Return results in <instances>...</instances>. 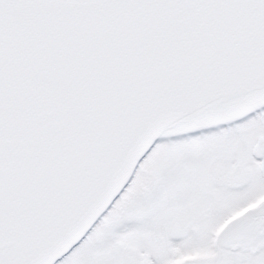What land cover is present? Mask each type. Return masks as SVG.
I'll use <instances>...</instances> for the list:
<instances>
[{
    "label": "snow or ice",
    "instance_id": "6c2138e0",
    "mask_svg": "<svg viewBox=\"0 0 264 264\" xmlns=\"http://www.w3.org/2000/svg\"><path fill=\"white\" fill-rule=\"evenodd\" d=\"M0 264H264V0H0Z\"/></svg>",
    "mask_w": 264,
    "mask_h": 264
}]
</instances>
